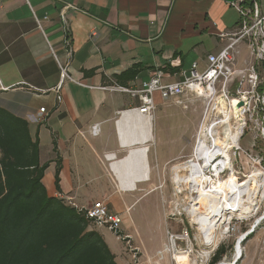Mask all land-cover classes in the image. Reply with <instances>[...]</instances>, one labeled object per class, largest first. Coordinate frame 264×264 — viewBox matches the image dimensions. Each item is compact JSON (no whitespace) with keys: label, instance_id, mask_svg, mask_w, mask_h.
I'll list each match as a JSON object with an SVG mask.
<instances>
[{"label":"crops","instance_id":"obj_1","mask_svg":"<svg viewBox=\"0 0 264 264\" xmlns=\"http://www.w3.org/2000/svg\"><path fill=\"white\" fill-rule=\"evenodd\" d=\"M234 1L0 0V106L26 119L31 136L37 135L39 161L48 162L42 178L48 195L78 207L106 203L120 215L122 233L140 245L139 261L166 240L165 231L156 240L140 238L130 211L155 194L146 205L165 213L171 188L158 191L156 177L161 182L162 167L176 157L161 134L172 112L160 107L156 94L159 108L142 123L128 113L137 95L103 87L138 88L156 69L164 80H178L193 61L203 69L206 55L222 49L239 26ZM258 2L264 12V0ZM238 48L237 66L243 67L250 55L244 43ZM61 67L69 79L61 81ZM96 227L116 262L132 264L124 243Z\"/></svg>","mask_w":264,"mask_h":264},{"label":"built area","instance_id":"obj_2","mask_svg":"<svg viewBox=\"0 0 264 264\" xmlns=\"http://www.w3.org/2000/svg\"><path fill=\"white\" fill-rule=\"evenodd\" d=\"M250 1V5L246 4V0L232 2L240 16L239 26L229 36L227 44L222 49L217 53L206 55V65L203 69H199L197 61H193L188 72L183 73V77L178 80L166 81L164 80L165 73L156 69L151 73L150 78L143 81L138 88L130 89L116 85L103 88L137 95L139 103L136 107L128 109V113L136 115L139 121L148 124L154 117L156 94L163 102L172 101L179 105H183L188 96L203 101L205 105L202 118L194 134V145H200L202 149L213 150L221 146L217 141L221 139L223 143L230 146L229 153L232 158V154H236V151H243L240 139L245 131H250L253 127H257L258 135L264 142V12H261L258 0ZM220 36L223 37L225 34H220ZM239 43H244L247 46L250 55V60L243 67L237 66V56L240 52ZM60 77L61 81L70 78L65 67L60 68ZM59 87L60 84L56 90ZM2 88L0 84V89ZM59 99L60 96L57 95V100ZM240 102L241 105H239ZM44 109V107H40L39 110L44 111ZM225 113L229 116L227 121L224 119ZM237 130L238 137L236 144H234L235 136H232L231 133L233 134ZM90 131L92 135H96L98 133L97 125H92ZM252 140L254 139L252 138ZM254 145L253 141L251 147ZM112 156L104 154L105 159ZM213 163L214 159L208 168L211 169ZM260 170L264 174V167ZM229 172V168L224 166L219 174L226 177ZM225 173L226 176H224ZM173 184V194L188 198V202L185 206L178 200L173 202V207L170 208L165 219L179 217V222L184 223L180 217L185 213L187 226L183 225L179 231H173L166 227V240L163 247L158 249L154 255L146 256L145 261L161 264L165 258H168L173 264H209L217 250L219 239L213 246L206 245L205 241L200 238L199 243L194 242L197 239L192 236V224L195 225L198 234L199 229L191 214L192 210L189 209L195 202L193 198L198 197V192L192 190L193 194L189 193L186 184L182 188L177 186L175 182ZM191 196L194 197L191 198ZM69 203L84 213L91 224L107 228L118 240L123 241L126 250L131 255L132 264H145V262L139 261L140 247L131 243L129 234L122 233L120 215L112 212L106 203L95 200L86 207H78L70 199ZM193 218L194 220H192ZM233 219L235 217L231 216L227 225L223 226L226 227L225 234L230 232ZM261 219H264V212ZM178 254L180 256H177ZM234 255L235 247L232 257ZM240 256L241 254L237 258H232L231 262L235 263ZM225 257H223V261H225Z\"/></svg>","mask_w":264,"mask_h":264},{"label":"trees","instance_id":"obj_3","mask_svg":"<svg viewBox=\"0 0 264 264\" xmlns=\"http://www.w3.org/2000/svg\"><path fill=\"white\" fill-rule=\"evenodd\" d=\"M47 166L28 121L0 106V264H118L84 213L48 195L42 182ZM222 252L217 249L209 264Z\"/></svg>","mask_w":264,"mask_h":264},{"label":"rangeland","instance_id":"obj_4","mask_svg":"<svg viewBox=\"0 0 264 264\" xmlns=\"http://www.w3.org/2000/svg\"><path fill=\"white\" fill-rule=\"evenodd\" d=\"M204 105L205 103L203 101L198 100L192 96H188L184 100L183 105L176 104L172 101H165L160 106L165 107L167 111L172 112V115L167 117L163 122L164 125L161 124V134L163 136L162 145L164 146L166 151L176 150V157H174L173 160L167 163L166 168L162 167V181L159 182L158 176L156 177V187L158 191L161 192V185L167 186L168 189L171 188L170 196L165 206V213L163 215L160 214V212L162 211L160 210L159 212V209L155 205V203H148V205H146L145 202L147 200L151 201L155 194L149 196L147 199L145 198L141 202L134 205L130 211L131 216L137 228L139 229L138 231L141 235L140 238L142 239H145L147 241L148 239L156 240L160 232H164L166 227H169L173 231H179L180 228L183 227V225L187 226L185 213L180 217L181 219H183L184 223L179 222V217L173 219H165V216L167 213H169L170 208L173 207V202H175L176 200H178V202H181L183 206H185L188 202V198H185L182 195L178 197L173 194L174 184L172 181V167L175 164L191 157L194 145V134L199 122L201 121ZM158 108L159 106H157L156 110ZM252 138L254 140H252ZM253 141L255 145L251 147V143ZM240 145L243 147V151H236V154H232L233 152L231 151V154L234 173L238 178L243 179L252 171L262 169L264 167V142L258 135L257 127H253L250 131H245L244 135L240 139ZM183 172L185 171H180L181 174ZM156 173L157 175H159L157 167ZM224 176H226V173L224 174ZM62 200L66 204H70L66 199ZM258 204L259 208L257 212L248 219H233L230 227V232H228V234H225L226 227H222L221 229L217 230L216 238L219 239L217 249H219L220 247L223 248V252L217 262L223 261L224 256H226L224 259L225 261H231L233 249L236 245L237 239L245 235V239L242 241L241 245L243 249L242 255L238 258L235 264H264V219H260L263 216L264 212L263 195L260 196ZM143 206H146L144 210H142L141 208ZM90 227L92 229L97 228L93 224H91ZM232 227L234 228L233 230L231 229ZM191 232L192 236L196 237L197 239L194 240V242L199 243L200 237L198 231L195 228V225L193 224L191 227ZM162 247L163 245H161L160 248ZM145 260V258L144 260H142V262H145V264H154L152 261L148 262ZM217 262H214V264H216ZM161 264L173 263L168 258H165L161 262Z\"/></svg>","mask_w":264,"mask_h":264},{"label":"bare ground","instance_id":"obj_5","mask_svg":"<svg viewBox=\"0 0 264 264\" xmlns=\"http://www.w3.org/2000/svg\"><path fill=\"white\" fill-rule=\"evenodd\" d=\"M221 104L223 107V102ZM228 118L229 116L225 113V121ZM231 135L235 136L233 143L236 144L238 130L233 134L231 133ZM217 141L221 146L213 150L202 149L200 145H193L191 157L172 167V180L177 186L182 188L186 184L189 193H192V190L198 192L197 198L191 196V198L194 197L195 202L189 210H192L191 214L197 222L200 239L210 246L216 245L217 230L226 226L231 216L237 219H248L256 213L259 208V198L264 194L263 172L257 169L243 179L238 178L234 173V166L229 153L230 146L223 143L221 139ZM213 159L214 163L210 169L208 167ZM224 166L228 167L230 171L226 177L219 174ZM181 170H185V172L181 174ZM195 171L196 174H194ZM192 178L194 179L192 180ZM127 185L133 187V182H129ZM244 236L237 239L233 259L240 254L242 255L241 245L245 239ZM177 256H180V254ZM231 261H222L218 264L236 263V261L235 263Z\"/></svg>","mask_w":264,"mask_h":264},{"label":"water","instance_id":"obj_6","mask_svg":"<svg viewBox=\"0 0 264 264\" xmlns=\"http://www.w3.org/2000/svg\"><path fill=\"white\" fill-rule=\"evenodd\" d=\"M239 105H241V102L239 103Z\"/></svg>","mask_w":264,"mask_h":264}]
</instances>
